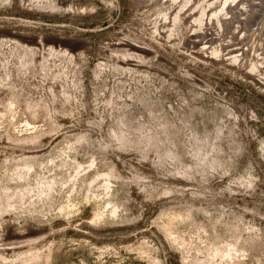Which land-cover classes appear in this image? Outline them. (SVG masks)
Wrapping results in <instances>:
<instances>
[{"label": "rangeland", "instance_id": "1", "mask_svg": "<svg viewBox=\"0 0 264 264\" xmlns=\"http://www.w3.org/2000/svg\"><path fill=\"white\" fill-rule=\"evenodd\" d=\"M0 264H264V0H0Z\"/></svg>", "mask_w": 264, "mask_h": 264}, {"label": "bare ground", "instance_id": "2", "mask_svg": "<svg viewBox=\"0 0 264 264\" xmlns=\"http://www.w3.org/2000/svg\"><path fill=\"white\" fill-rule=\"evenodd\" d=\"M63 8H65L66 10H69L70 12H71V10H76V12L77 11H81V10H83V8L82 7H73V6H64ZM85 8V7H84ZM87 9V8H86ZM89 10V9H88ZM85 11H87V10H85ZM85 11H84V13H85ZM74 12V11H73Z\"/></svg>", "mask_w": 264, "mask_h": 264}]
</instances>
